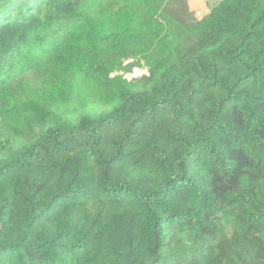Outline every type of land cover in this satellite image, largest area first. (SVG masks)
<instances>
[{"label":"trees","instance_id":"1","mask_svg":"<svg viewBox=\"0 0 264 264\" xmlns=\"http://www.w3.org/2000/svg\"><path fill=\"white\" fill-rule=\"evenodd\" d=\"M173 1L0 0V264H264V0Z\"/></svg>","mask_w":264,"mask_h":264},{"label":"rangeland","instance_id":"2","mask_svg":"<svg viewBox=\"0 0 264 264\" xmlns=\"http://www.w3.org/2000/svg\"><path fill=\"white\" fill-rule=\"evenodd\" d=\"M221 0H174L172 2V7H186L189 13L193 15V17L197 19H201L205 15H207L211 8L219 3ZM133 61V60H130ZM127 77L129 80H138L141 77L148 75V67L142 61L138 65H135L129 71L121 72Z\"/></svg>","mask_w":264,"mask_h":264}]
</instances>
